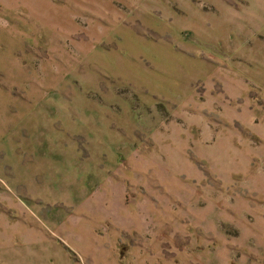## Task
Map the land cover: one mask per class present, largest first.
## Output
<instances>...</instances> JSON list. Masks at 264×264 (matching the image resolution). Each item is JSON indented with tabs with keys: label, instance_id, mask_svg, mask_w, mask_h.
<instances>
[{
	"label": "rangeland",
	"instance_id": "rangeland-1",
	"mask_svg": "<svg viewBox=\"0 0 264 264\" xmlns=\"http://www.w3.org/2000/svg\"><path fill=\"white\" fill-rule=\"evenodd\" d=\"M0 264H264V0H0Z\"/></svg>",
	"mask_w": 264,
	"mask_h": 264
}]
</instances>
